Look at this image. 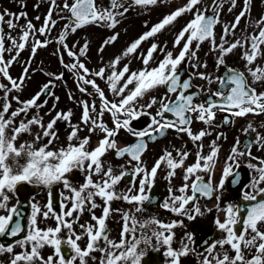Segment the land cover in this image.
I'll list each match as a JSON object with an SVG mask.
<instances>
[{
	"label": "snow or ice",
	"instance_id": "6c2138e0",
	"mask_svg": "<svg viewBox=\"0 0 264 264\" xmlns=\"http://www.w3.org/2000/svg\"><path fill=\"white\" fill-rule=\"evenodd\" d=\"M49 9L40 27L27 19L26 12L18 14L7 10L0 12V237L17 238L24 231L16 217L20 216L17 205L9 207L10 194L15 195L18 187L23 184L43 186L49 189L48 201L40 206L38 202L31 203V214L27 234L15 239L7 246L0 243V254H10L8 264H142L147 255V248L155 238L157 244L166 246L167 264H182V258L196 253L193 246L196 241L193 233H186L180 241V246L174 247L173 229L178 226L176 221L163 223L152 218L143 223L137 221L130 212H123L122 226L118 240L110 238L107 221L120 209H113L114 201H125L137 205L136 212L143 211V204L150 201L147 194L152 188L162 165L169 169L168 178L174 177L177 169H184L185 183L178 189L181 195H173L165 201L163 207L195 220L201 214L199 206L189 209V204L197 199V193L211 198L216 191L223 189L225 180L233 177L235 184L239 181V173H234V167L239 168V159L247 156L257 163H249L248 168L257 173L246 186L243 200L254 202L242 208L239 205L228 204L224 209L225 217L215 221L218 229L224 234L222 239L211 243L205 242L206 247L199 264H264V159L252 155L251 145L255 143L264 149V134L256 131L251 123L243 130L245 133L256 132L254 141H249L244 151L239 150V139L231 149L228 161L222 169V178L218 185L213 186L211 176L207 183L197 172L211 173L219 153L217 141L223 134H218L212 141L210 152L203 154V144L198 145L195 162L185 167L189 152L173 153L165 150L149 169L144 165L142 156L147 150L145 137L157 140L163 137L167 130L186 134L193 142H200L211 135L207 129L194 132L193 118L211 127L217 112L229 114L231 117L243 118L248 115H264V91H257L255 85L264 83V66L257 65L258 58H264V16L252 23L251 33L242 32L237 37L236 30L241 20H247L251 11L252 0H243V7L230 24H223L222 34L217 43L216 27L221 24V10L224 3L230 4L231 13L237 7V0H185V3L164 15L147 31L134 39L126 48L103 67L95 70L87 66L82 59L87 56L89 44L85 42L78 47L73 44L70 48L66 39L69 33H76L87 26L103 27L113 31L100 45L98 51L117 42L119 32L115 29L135 7L156 6L166 4L167 0H108L107 6H100L97 0H48ZM23 7V5H22ZM39 7V5H36ZM59 9V12L56 10ZM67 13V15H65ZM59 15L66 23L55 41L59 44L71 63L64 61L63 54L57 49L60 64L64 69L73 73L76 78L77 90L84 96L96 99L80 100L81 114L79 122L73 123V111H56L55 115L45 123L40 110L47 105L45 96L59 101L52 89L53 81L64 79V73H45L51 77L40 90L31 98L22 100L19 93L24 87L25 80L31 71L32 58L38 49L47 48L53 41L48 39L49 33L56 27L58 21L53 15ZM190 14L191 18L175 34L173 49L168 51L167 45L151 43L145 51H140L142 45L158 34L174 25L179 18ZM8 17L5 20V17ZM24 19L26 23L20 26L17 22ZM36 21L41 17L36 16ZM9 32L5 34L4 25ZM147 26V22H145ZM17 30L19 35H11ZM39 37H45L41 40ZM232 37L231 40L228 38ZM6 41L11 47H6ZM209 42L213 51H218L217 67L225 64V57L236 49H242L241 58L245 61V72L228 68L227 75L216 77L215 80L204 72H194L192 77L206 80L209 85L218 82L221 89L212 93L218 100H207L204 103L194 102L197 92L193 88L192 77L181 78L180 66L191 61H198L197 52L201 44ZM30 46L31 55L18 78H13L10 69L18 61L21 53ZM73 48H78L73 51ZM163 53V58L156 60V53ZM14 53L6 59V54ZM133 57L140 60L142 67L133 71L131 60L122 63L125 58ZM122 65V66H121ZM154 65V66H153ZM255 65V66H254ZM193 69L207 68L206 63H192ZM251 77V82L248 77ZM103 81L105 87L97 82ZM89 88L92 91H89ZM165 88L163 96H152L145 100L153 90ZM107 93H111V97ZM69 99H73L69 93ZM141 101H145L141 103ZM13 102L18 107L13 108ZM155 108V114L150 111ZM56 109V104L49 110ZM35 112L29 118L30 111ZM109 114L111 124L104 117ZM169 114L174 119L169 118ZM229 115L224 123H230ZM150 117L147 127L137 130L132 126L133 121L141 117ZM58 122H64L70 128L66 144L57 146L59 141ZM87 129L88 134L81 137L80 133ZM34 129L38 131L33 132ZM121 130L125 131L137 142L118 147V137ZM30 135L31 142H20L22 135ZM100 138L95 147L91 146L93 135ZM114 152L117 158L128 157L127 165H120L119 171L105 162V156ZM131 168V173L127 170ZM74 171L84 175L83 183L73 185L69 176ZM131 174V187L126 191L117 190L118 185ZM195 175V180L187 181ZM138 178V179H137ZM62 184L69 195L61 193L57 211L52 199V186ZM191 191V194H187ZM171 191V189H170ZM258 197H260L258 199ZM219 200L220 197L216 196ZM100 201L99 203L97 201ZM100 209V214L96 210ZM90 220L81 223L84 214ZM195 213V215L193 214ZM41 220H52L54 226L40 227ZM150 225L158 226L152 236H137V227L145 229ZM238 225L242 227L238 228ZM78 229V230H77ZM144 245L141 248V245ZM66 246V247H65ZM20 248L16 252L15 248ZM52 249L45 256L43 250ZM99 253L97 256L96 254Z\"/></svg>",
	"mask_w": 264,
	"mask_h": 264
},
{
	"label": "rangeland",
	"instance_id": "374dc122",
	"mask_svg": "<svg viewBox=\"0 0 264 264\" xmlns=\"http://www.w3.org/2000/svg\"><path fill=\"white\" fill-rule=\"evenodd\" d=\"M99 1V0H98ZM264 0H252L251 3V11L249 13V18L247 20H241L240 25L238 26L236 30V36L239 37L242 32L251 33L253 31L252 23L259 19L261 17V14H264L263 10V2ZM130 2V1H129ZM19 1L14 0L13 2L9 1L8 4L5 3L7 8L5 10L9 12H14L13 9L17 10L20 13V5H23V8L26 9L25 0L19 4ZM185 3V0H167L166 4H158L156 6H149L147 8L144 7H135L134 9L130 10L126 17L121 20V23L117 26L115 29L116 32H119V38L117 42L113 45L108 46L103 53H100L98 51L100 45L102 42L113 34V31L107 28L103 27H96V26H87L83 29H80V34H78V39L73 41L76 42L78 47L83 46L85 42L89 44V51L86 57L82 58L87 61V66L90 69H97L99 67H103L106 63H108L111 59H113L115 56L119 55L128 44H130L134 39L138 38L139 35H141L143 32L147 31L148 28H150L153 24L157 23L164 15L168 14L170 11L174 10L175 8L183 5ZM204 3L206 4V0H204ZM99 5L101 6L100 2ZM9 7L13 9H8ZM230 7V4L227 2L224 3L223 9L221 10V24L217 25L215 31L217 36V43H219V37L222 34V26L223 24L227 23L230 24L234 21V18L240 10L243 7V0H237V7L230 13L228 11V8ZM16 12V11H15ZM14 12V13H15ZM191 18L190 14H187L181 18L178 19L177 22L174 23V25L167 28V30L163 31L162 33L158 34L156 38H152L150 41L144 43L140 49V51H145L151 43H159L161 46L167 45L168 51H175L173 49V39L176 33L186 24V22ZM5 19L7 20L8 17L6 16ZM27 19L32 20V17L29 18V15L27 14ZM145 22H147V26L145 25ZM20 26H23L26 21L24 19H20L17 22ZM38 28V27H37ZM4 32L7 34L9 32L7 25L4 27ZM17 32V33H16ZM77 33V32H76ZM76 33H72V35H75ZM11 35L18 36L19 33L16 30H12ZM42 39H45V37H41ZM48 39H51L54 42V48H55V40L52 39V37L48 36ZM229 40L232 39V37L228 38ZM52 43L48 45L47 48H41L38 49L36 55L34 58H32L31 63V71L29 74V77L24 82V87L21 92L16 93L13 92L12 95H19L22 100H26L31 98L39 89L41 88L42 84L51 79V77L45 75V73H54L57 74V72L60 70V66L58 64V59L55 57L54 66L51 65V58L49 54H51L49 47L52 46ZM209 42H204L201 44L200 49L197 52L198 61H191L192 63H206L214 62V60L217 61V57L219 56L218 51H213L211 47L209 46ZM6 47H11L10 43L6 41ZM45 49L47 51L43 52ZM242 52V49H236L233 53L227 55L225 57V62L229 61V57L233 54H237L235 56L240 57V63H241V56L240 53ZM11 55H14V53L6 54V59L10 58ZM31 55L30 46L27 47L18 58V61L13 64V66L10 69V74L15 75L16 78H18L22 72L23 68L26 66V63ZM157 61L163 58V53H156L154 54ZM161 57V58H160ZM128 60H131L130 67L133 71L138 70L142 67L140 60L135 59L133 57L125 58L122 63H127ZM239 63V64H240ZM190 64V65H191ZM207 68H198L199 72H206L210 73L215 70V66H210L208 63ZM257 65L264 66V58H258L256 61ZM38 65L37 70H33L35 66ZM243 65L245 67V61L243 60ZM122 66V65H121ZM154 66V65H153ZM255 66V65H254ZM211 76V75H210ZM58 85L56 86V94L55 96L59 97V101H56L53 97L48 100L47 105H45L44 108L40 110V115L44 117L45 123H47L48 120L51 119L52 116L55 115L56 111H68L71 109L74 113L72 122L77 123L79 122L81 110L79 111V101L80 100H88L84 95L80 94V92L77 90V84H76V78L74 76V79L70 83H65L62 80L57 81ZM89 91H92L91 88H89ZM69 93L72 94L73 99H69ZM154 94V90L151 93V95ZM3 94L1 93L0 96ZM150 95V96H151ZM56 104V109L51 111L50 115H46V113H49V110L52 109V105ZM18 107V105L13 102V108ZM32 114H35L34 110L30 111L29 118ZM259 118H261V124L259 127L260 133L264 134V115H261ZM248 120H251L247 117H243L240 119V123L234 125V127H231L228 131V138L225 141V143H232L234 141L232 137H234V133L236 131H239V127L241 125L246 128L249 124ZM58 128V125H57ZM238 128V129H236ZM86 129V128H85ZM84 129V130H85ZM59 130V128H58ZM87 130V129H86ZM38 131V129H34L33 132ZM68 131H70V128H67L66 130H59V141L57 142V146H63L66 144V137L68 135ZM240 131V133H242ZM242 134L239 135L241 137ZM32 137L30 135H22L20 138V142L29 141L31 142ZM240 145V144H239ZM253 155V152H252ZM260 159H264V156ZM250 163L256 164L254 160H249ZM11 198L13 199L14 195L10 194ZM34 202H38L41 207L45 204V193L40 192L39 194L34 196ZM3 214V213H2ZM20 248H16V252H20Z\"/></svg>",
	"mask_w": 264,
	"mask_h": 264
},
{
	"label": "flooded vegetation",
	"instance_id": "af4514ba",
	"mask_svg": "<svg viewBox=\"0 0 264 264\" xmlns=\"http://www.w3.org/2000/svg\"><path fill=\"white\" fill-rule=\"evenodd\" d=\"M230 60L235 62L234 57H231ZM226 67L228 66L225 65V68ZM231 67H236V66H231ZM218 68L220 69V67ZM220 70L221 71H219V74H217L216 77H222V73H221L222 69ZM215 79L213 78V80ZM250 82H251V79H250ZM255 87L257 88V91L262 90V87L259 85V83H257ZM220 89L221 87L218 82L209 85L208 82L205 81V86H204V89L202 90V93H204L205 95L211 96V100H218L219 98L213 96L212 93H215L217 90H220ZM163 95H164V92L159 91V93L157 94V97L163 96ZM148 99L147 97L145 98V100H148ZM204 100H205L204 98H201L199 102L204 103ZM144 102L145 101H141V103H144ZM150 111L153 113V115L155 114V108ZM219 115H220V112H219ZM111 120H112L111 116L108 115L106 123L109 125V127L112 126ZM198 122L199 121H196L193 118L192 129L194 132H198L199 130H201L202 125H203L204 128H206L207 130H210L212 134V128L216 127V124H213L211 127H209L208 125L203 124L202 122H200L202 123V125ZM217 124L218 126H222V130L219 131L218 133V134H221V133L223 134L222 138L219 139V140H222L226 138L228 128H225L223 123L221 124L217 123ZM137 126H138L137 128L134 127L137 130L147 127L139 123H137ZM99 138L100 136L99 134H97V135H93L91 140H95L97 142ZM135 139L136 138L132 137L125 131L121 130L119 137H118V147H124L128 145L130 142L134 141ZM144 139L147 142V150L142 156V159L144 161V165L150 169L154 165L155 161L163 154V152L169 146H172L173 148L172 153L174 157H176L177 150L179 151L187 150L189 152V157L185 161V167L193 164L189 162V159L195 156L193 153L194 149L202 141L207 142L210 139H212V136L211 135L206 136L200 142H193L186 134H180V133L175 132L174 130H167L166 134L162 138H158L155 141H150L148 137H145ZM96 144L97 143H95V146ZM104 159H105V162L107 164H111L113 168L117 170V172L119 171L120 165L122 164L127 165V162H128L127 156L117 158L113 152H109L105 156ZM127 170L129 171V173H131V168H128ZM168 171L169 169L166 167V165H162L161 168L158 170L155 182L152 188L150 189V191H148L147 193L150 196V201L145 202L143 204L142 206L143 211L136 212L135 209L137 205L128 204L127 202L122 201V200L114 201L112 203L113 209H120L121 211L111 215L109 220L107 221L110 238H112L113 240L119 239V234H120L121 226H122V214L123 212H130L131 214L135 216L137 221L141 223L148 221L152 218H155L163 223H171L173 221H176L178 226L173 229V232L175 234L174 240H173V246L177 248L180 246V241L185 238L186 233H193L194 238L196 240L197 238L196 221L197 220H202V221L211 220L214 228H216L217 232L219 233V235L216 237L215 240L222 239L224 234L218 229L215 221L217 219H220L221 221L224 219L225 217L224 209L227 207L228 204L237 205L238 199L243 195L244 191L250 190L246 186L250 185L251 180L254 177V174L250 176L249 180L243 186V189L240 192H238V194H232L228 192L226 185H224L223 189H219L218 191H216L215 194L211 198L204 197L203 195H200L197 193V199L195 201L190 202L188 207L189 209H192L195 206H199L201 210V214L196 215L195 220H188L186 216L177 215L176 213L170 211L169 209H165L163 207L164 202L170 200L171 196L181 195L178 189L185 183L183 179L184 177L183 168L177 169L176 170L177 174L174 177H171L170 179L168 178ZM195 175H204V172L202 171L197 172ZM195 175L191 176L190 179L187 181L189 184H191L192 182L191 178L194 179ZM79 176H80V179L76 181L72 180V178L69 177L73 185H78L80 183H83L84 175L79 172ZM131 180H132V176L130 174L129 176L125 177V179L118 185L117 190L120 192L126 191L129 187H131ZM164 186L166 187V191L164 189L160 190ZM60 191L64 195H69L68 191L63 188L62 184H60ZM152 191H153V194H152ZM161 192H164L163 195H161L162 194ZM187 194L190 195L191 191L189 190ZM216 196H219L220 199L217 200ZM97 202L99 203L100 201L98 200ZM96 214L97 215L100 214V209L96 210ZM193 214L195 215V213ZM89 220H90V216L87 213H85L80 222L84 223ZM154 230H159L158 226L150 225L145 229H140L139 227H137L136 234L138 237L141 235L152 236V232ZM143 247L144 245L142 244L141 248ZM204 249H202L200 252L191 253L189 256L182 258V264H195L196 259L198 257H200L201 259L202 255L206 254L204 252ZM165 251H166V246L157 244L155 238H153L151 240V245L147 248V255L145 256V258L148 256H151L154 253H157L160 259L162 260V264H167L168 258L164 254ZM96 255L98 256L99 253H97ZM142 264H145L144 260Z\"/></svg>",
	"mask_w": 264,
	"mask_h": 264
},
{
	"label": "water",
	"instance_id": "95a60500",
	"mask_svg": "<svg viewBox=\"0 0 264 264\" xmlns=\"http://www.w3.org/2000/svg\"><path fill=\"white\" fill-rule=\"evenodd\" d=\"M23 192H24V189H21V193H23ZM21 203H22V204L27 203V202H26V196H25V195L22 196V202H21ZM20 210L23 211V210H25V208L22 207Z\"/></svg>",
	"mask_w": 264,
	"mask_h": 264
}]
</instances>
